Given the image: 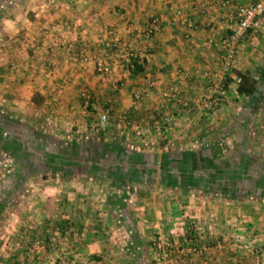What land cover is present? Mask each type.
Instances as JSON below:
<instances>
[{"label": "crops", "instance_id": "crops-1", "mask_svg": "<svg viewBox=\"0 0 264 264\" xmlns=\"http://www.w3.org/2000/svg\"><path fill=\"white\" fill-rule=\"evenodd\" d=\"M256 1L0 0V264H256L259 249L264 264V30L240 41L229 76L252 72L257 93L238 94L235 77L216 108L195 100L199 74L220 69L226 18ZM152 15L170 20L145 37ZM110 39L122 44L106 58L111 76L82 64L81 45L102 55ZM172 84L189 107L165 99ZM124 117L152 124L138 135ZM158 236L174 243L165 256ZM190 245L204 252L181 257Z\"/></svg>", "mask_w": 264, "mask_h": 264}, {"label": "built area", "instance_id": "built-area-1", "mask_svg": "<svg viewBox=\"0 0 264 264\" xmlns=\"http://www.w3.org/2000/svg\"><path fill=\"white\" fill-rule=\"evenodd\" d=\"M70 5H67L66 8H69ZM175 18H178L183 21V23L190 24V19L184 15L182 11H176L174 14ZM170 18L168 16L160 17L157 15H152L150 21L146 23L142 28H140V32L145 37L153 36L157 31L162 28L163 22L169 21ZM226 23L228 25L229 32L227 35L222 36L219 42V46L223 51L221 55V66L219 70L216 71H205L204 73H200L199 75L203 76L205 80L208 81V85L205 88V92L203 95L198 96L196 102L200 104L204 109H214L224 101H226L229 94V86H228V78L232 71V68L235 64V57L237 51L239 49L240 41L249 33H260L264 30V0H259L256 2H252L249 4H244L238 6L237 10L231 14L228 18H226ZM56 26L52 25L51 28H44L43 32L49 34L55 29ZM62 44L70 50H75L77 44L74 41H68L59 39ZM122 46L121 41L118 39H110L103 40L98 47L102 50V55H99L96 52H92L91 49L86 45H81L78 51V56L82 64L87 65L91 61H95L96 67L99 72L105 73L108 75H112V69L108 64L106 58L110 55L111 50L114 48H118ZM126 44H124V47ZM129 52V58L131 59V67H134V63L132 62L133 58H139V53L134 50L132 47H127ZM34 69H37V64H31ZM51 66H56L57 64L50 63ZM192 77V76H188ZM150 85H154L151 83ZM62 93V87L57 88V94ZM183 90L179 89L176 85L172 84L168 87L163 96L167 100H176L181 105L185 107H189L192 103L191 99L185 98L182 95ZM147 94V87L142 88L136 94V103L135 110L138 111L140 108V101L145 98ZM82 97L85 100L86 107H90L92 104V94L89 89H84L82 91ZM193 100V101H195ZM58 101V96L53 97L50 101V104ZM160 121L166 125H173L176 122V118L173 114H164L159 113ZM99 120L102 125L106 124L110 120V109L103 108L100 110ZM123 121L126 127H133L138 135L144 134L145 130L152 124V122L148 119H141L139 121H132L129 117H124ZM49 241L55 245L59 244V234L56 233L48 238ZM46 240L37 239L35 240L30 248L29 253L33 254L36 251V247L44 245ZM155 245L158 249V252L165 256L171 248L174 246V243L171 239L166 236H158L155 239ZM239 246V245H238ZM240 249H243V246L240 244ZM204 252L203 248H199L195 245L184 246L179 248V255L181 257H185L190 253H198L201 254ZM256 255V264H261V254L262 251L259 249L254 252Z\"/></svg>", "mask_w": 264, "mask_h": 264}, {"label": "trees", "instance_id": "trees-1", "mask_svg": "<svg viewBox=\"0 0 264 264\" xmlns=\"http://www.w3.org/2000/svg\"><path fill=\"white\" fill-rule=\"evenodd\" d=\"M132 62L134 63V67L132 68L135 72L143 71V63L140 61V58H133ZM235 77H238V87L237 92L241 96H252L255 95L258 91V82L253 76L252 72H239L236 71L234 77L228 78V86L232 82H234Z\"/></svg>", "mask_w": 264, "mask_h": 264}]
</instances>
